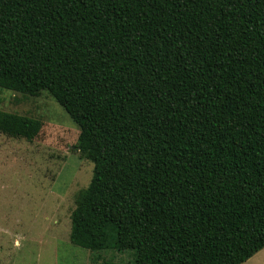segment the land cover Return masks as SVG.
<instances>
[{
    "label": "trees",
    "instance_id": "trees-1",
    "mask_svg": "<svg viewBox=\"0 0 264 264\" xmlns=\"http://www.w3.org/2000/svg\"><path fill=\"white\" fill-rule=\"evenodd\" d=\"M0 87L80 129L72 244L135 264L264 249V0H0ZM41 129L0 112L8 136Z\"/></svg>",
    "mask_w": 264,
    "mask_h": 264
},
{
    "label": "rangeland",
    "instance_id": "rangeland-1",
    "mask_svg": "<svg viewBox=\"0 0 264 264\" xmlns=\"http://www.w3.org/2000/svg\"><path fill=\"white\" fill-rule=\"evenodd\" d=\"M0 112L42 126L32 140L0 132V264H135L134 250L98 256L70 241L76 197L94 165L75 149L80 129L67 112L48 92L1 87ZM243 264H264V249Z\"/></svg>",
    "mask_w": 264,
    "mask_h": 264
}]
</instances>
